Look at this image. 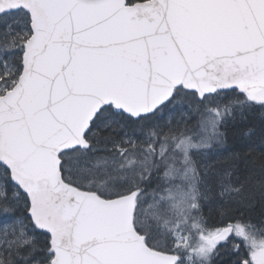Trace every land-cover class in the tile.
Listing matches in <instances>:
<instances>
[{"label": "snow or ice", "instance_id": "6c2138e0", "mask_svg": "<svg viewBox=\"0 0 264 264\" xmlns=\"http://www.w3.org/2000/svg\"><path fill=\"white\" fill-rule=\"evenodd\" d=\"M256 113L264 0H0V264H264Z\"/></svg>", "mask_w": 264, "mask_h": 264}, {"label": "trees", "instance_id": "16d2710c", "mask_svg": "<svg viewBox=\"0 0 264 264\" xmlns=\"http://www.w3.org/2000/svg\"><path fill=\"white\" fill-rule=\"evenodd\" d=\"M260 114L256 113L248 117L246 121L230 124L227 128L229 146L239 150L242 147H253L259 152L264 148V141L260 134ZM253 129V133H249Z\"/></svg>", "mask_w": 264, "mask_h": 264}]
</instances>
